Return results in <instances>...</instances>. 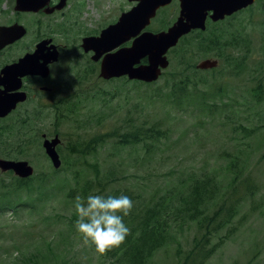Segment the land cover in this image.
I'll return each mask as SVG.
<instances>
[{"label": "rangeland", "instance_id": "374dc122", "mask_svg": "<svg viewBox=\"0 0 264 264\" xmlns=\"http://www.w3.org/2000/svg\"><path fill=\"white\" fill-rule=\"evenodd\" d=\"M69 5L71 30L60 40L63 46L61 58L52 66V75L46 83L56 94L51 97L35 95L31 104L26 105L29 110L32 108L34 115L33 107L40 109L38 126L41 132L50 137L59 135L61 142L57 147L61 164L58 168L52 166L41 145L40 134L34 147L27 149L26 157L18 156L33 167L30 175L33 177L17 198L23 203L32 202L34 206L0 209V264H21L24 256H37L36 249L44 250L46 258L50 246L59 261L110 264L105 256L96 253L94 246H82V238L75 228L77 218L73 215L78 194L73 192V198L65 196V192L74 187L75 180L80 184L84 175H94L92 165L99 177L110 169H115L117 174L121 170L124 176L113 186L146 193L177 181L178 176L204 172H214L224 187L232 178L226 167L233 155H240L246 172L258 189L233 220L235 227L239 223L238 230L224 238V243L204 264H264V0H255L251 9H244L230 19L233 32L242 33L241 36L249 39L248 53L242 49H227L230 56L226 64L212 53L195 54L186 49L187 60L191 63L197 64L203 59L218 60L217 66L204 70L202 76L209 85H215V89L220 87L225 93L222 98L214 97L208 87L197 85L190 91L191 94L200 93V97L186 99L180 98L182 82L178 81L179 70L174 67L176 54L182 52L181 46L167 53L168 67L151 84L126 78L101 80L95 70L87 66L80 51L73 47L81 34L115 21L129 8L127 0H80L79 3L73 0ZM12 8V1L4 0L0 4V23L15 19ZM177 13L178 7L173 2L157 13L147 28L158 29L163 21L175 19ZM19 21L29 27L30 32L23 40L26 47L38 32L50 33L49 30L57 26L56 20L43 16L22 15ZM192 36L194 34L187 35L186 41H191ZM20 47H16L15 52ZM14 55L12 58L17 56ZM239 61L243 62L244 68L238 66ZM258 85L260 100L252 91V87ZM29 86L32 88L34 84L29 83ZM56 100L61 107L71 101L75 112L70 120L54 119L51 111L41 107ZM18 117L22 118L21 114ZM12 120L2 121L0 126ZM152 124L160 127L166 137L154 142L150 152L142 144L119 146L115 137H109ZM102 134L107 135L106 139L103 143L98 142L94 154L82 157L69 150L73 141H88ZM68 162L73 166L67 168ZM45 177L54 182L49 184L47 197L40 196L37 190V181ZM14 180V175L0 170V195L10 193ZM60 182L63 183L61 188L57 185ZM0 205L9 207L7 201ZM227 231L225 229L219 235ZM194 233L193 224L182 230L171 228L172 237L147 264H178L177 249L187 248Z\"/></svg>", "mask_w": 264, "mask_h": 264}, {"label": "trees", "instance_id": "16d2710c", "mask_svg": "<svg viewBox=\"0 0 264 264\" xmlns=\"http://www.w3.org/2000/svg\"><path fill=\"white\" fill-rule=\"evenodd\" d=\"M165 8H161L158 12H162ZM251 8L252 6H249V9ZM232 17L217 22L208 20L204 30H195L188 34H194L190 39L191 41H186L187 35L183 36L177 45L170 49V52H174L178 46H181L182 52L176 54V64L174 65L179 70L180 77L178 81L182 82V86L179 87L180 98L200 97V93L194 92V94H191V91L197 85L208 87L210 94L214 97L222 98L225 96L220 87L215 89V85H209L208 80L202 76L204 70L197 69L195 63L187 60L186 49L195 54L197 52L212 53L226 64H228V57L230 56V51L227 52V49H242L248 53L249 39L246 36H241L242 33L237 35L233 32L230 22ZM173 20L163 21L160 28L152 31L165 29ZM12 59H15V57ZM242 63L238 62L241 69L244 68ZM252 91L255 92V98L260 100L261 90L259 85L252 87ZM65 106L58 110L60 117L57 119L70 120L71 116L74 115L75 111L71 101H68ZM11 119L14 121L12 120L9 124L0 126V157L14 159L18 156L26 157L27 149L31 150L34 147L35 141L41 134V127L38 126V111L29 119L17 117ZM27 124L30 127H27ZM27 131L28 133H26ZM105 136L107 135L102 134L101 136H94L88 141H73L69 145V150L73 154L82 157L89 156L95 153L98 142L103 143L105 141ZM247 136H249V129ZM109 137H115L116 144L119 146L134 147L142 144L147 152H150L152 151V144L160 141L161 138H165L166 135L160 127L152 124L142 128L134 127L116 136L110 135ZM229 160V166L226 168L231 172L232 178L230 175L231 180L228 179L224 187L214 172H204L199 175L178 176L177 181L144 193L128 187L113 186L120 177L124 176L121 170L117 174L115 169H110L103 177H99L95 166L92 165L94 175H84L80 184L75 180L74 187H70L65 192V196L73 198V192H77L78 196L82 198H86L90 194L114 196L124 194L133 200L132 212L124 218L125 224L130 228V234L120 247L103 255L110 264H147L153 254L160 247L166 245L172 237L171 228L175 227L182 230L192 224L195 233L187 248L177 249L176 261L178 264H204L216 249L224 243V238L232 234L231 232L238 230L239 223L235 227L233 220L239 214L244 203L247 202L249 197H254L258 189L254 179L249 172H246L245 163L240 155H233ZM66 166L70 168L73 165L68 162ZM61 168L55 169L54 173ZM7 173L13 176L11 172ZM32 177L19 178L14 176L15 180L11 184L10 193L0 195V203L7 201L9 207L0 205V209L16 208L19 205L33 207L32 202L24 201L23 203V200L17 198L19 192L27 188ZM52 183L54 182L47 177L39 179V182L37 181V190L38 193H41L40 196H48L49 184ZM61 183H57L60 188L63 186V183ZM8 190L4 193H7ZM1 198L5 199L2 200ZM73 215L77 218L76 213H73ZM225 229H228V231L223 235H219ZM215 238L218 240L214 241ZM178 245L180 246L181 243L178 242ZM50 248H48L46 258L43 256L44 250L36 249L37 253L35 254L37 256L33 254L26 255L23 257L21 264H69L65 259L57 260Z\"/></svg>", "mask_w": 264, "mask_h": 264}, {"label": "water", "instance_id": "95a60500", "mask_svg": "<svg viewBox=\"0 0 264 264\" xmlns=\"http://www.w3.org/2000/svg\"><path fill=\"white\" fill-rule=\"evenodd\" d=\"M136 2L123 11L113 23L103 28L99 35L82 40L84 51H93L92 60L100 59L99 77L105 80L126 76L129 80L144 83L156 81L168 66L167 52L179 39L192 30H204L207 17L212 21L223 19L241 10L255 0H178L179 12L175 21L166 29L151 31L146 29L159 8L167 6L172 0H129ZM49 0H15L16 10H37L47 5ZM59 0L54 6L46 7L49 13L64 5ZM26 33L23 25L13 23L0 25V49L18 40ZM129 45H125L129 42ZM50 39L38 42L31 52H26L15 61L0 69V118L7 116L19 102L27 98L21 90L24 76L46 77L48 64L57 60L58 52ZM45 49H47L45 51ZM145 60V61H143ZM217 65L216 59H203L196 64L198 69H208ZM42 147L52 166L61 164L57 145L58 135L51 138L42 134ZM0 170L12 171L20 178L33 173V167L25 159L0 158Z\"/></svg>", "mask_w": 264, "mask_h": 264}, {"label": "flooded vegetation", "instance_id": "af4514ba", "mask_svg": "<svg viewBox=\"0 0 264 264\" xmlns=\"http://www.w3.org/2000/svg\"><path fill=\"white\" fill-rule=\"evenodd\" d=\"M3 1L4 0H0V4ZM9 1H12L13 2L12 12L15 15V19L12 20L11 22L9 21L7 23H3L2 22V23H0V25L9 26V25H11L13 23H18V24H21V25L24 26V28L26 29V33L24 34V36H22L18 40L14 41L11 44H7L3 48L0 49V69L4 65H6L7 63H10V62L15 61L19 56H22L26 52L33 51L34 48H35V46H36V44L38 42H40L42 40H46V39H50V42L48 43V45L53 44L55 46V48H56V50L58 52V57H57V60L56 61L51 62V63L48 64L49 73H48V75L46 77L27 75V76H24L22 78V87H21V90H23V91L26 92L27 98H26V100L24 102H19L16 105V108L14 110H12L7 116H5L3 118H0V122H2L4 120H9V119H11L13 117L19 118L18 117L19 114H21V116H22L21 119H29V117L30 116H34V114H31L32 108L29 110L26 107V105L31 104L30 101H31L32 97H34L35 95L38 96V97H44V96H50L51 97L54 94H56L55 89L53 87L47 85L46 83H47V81L50 79V77L52 75V70H51L52 69V66L54 64L58 63L60 61V58H61V53L63 51V46H62L60 40H62L63 38L67 37L68 36V33L71 30L70 29V23H69V20H68V9L70 7L69 4L73 0H65L64 5L61 8L54 9V10H52L49 13L45 12L44 9L46 7H52V6H54L59 0H49V2H48L47 5H44L43 7L39 8V9H37L35 11H33V10H28V11L16 10L14 8V6H15V0H9ZM75 1L78 2V3L80 2V0H75ZM127 1L129 3V8L132 7L136 3L134 1H129V0H127ZM173 2L176 3V5L178 7V10H179V2H178V0H172L171 3H173ZM73 3H75V2H73ZM165 7L166 6L161 7V8H165ZM129 8H127V9H125L123 11H126ZM161 8H159V9H161ZM22 15L43 16V17H45L47 19L56 20V25L57 26L55 28H53V29H50L49 30L50 33H46V32L45 33H39L38 32V34L34 37V41L30 43V46L29 47L28 46L26 47L25 44H23V40L28 36V34H29L30 31H29V27L26 24H24V23H22V22L19 21V17L22 16ZM233 15L234 14H231L230 16H225L224 19L230 18ZM208 20H209V18L207 17L206 22ZM115 21H112L111 23H113ZM36 22L40 26V21L37 20ZM109 24L110 23H106V25H104V26L103 25H98L97 26L98 28H96V29L93 28L91 30L86 31L85 33H83V34L80 35V37L78 39V42H76V44L73 45L74 48H76V49H78L80 51L81 55L84 57V59H85V61L87 63V66L90 65L91 69L92 70H95V72L97 73L98 78L101 79V80H104V79H102V78L99 77V64H100V59H98L96 61L95 60H92L91 56L93 54V51H84V48L82 47V40L85 37L99 35L100 32H101V30L103 28H105ZM193 31H195V30H192L191 32H189V34L192 33ZM129 44H130V41L125 43V45H129ZM19 45L21 47L19 49H16V52H15V48L16 47L18 48ZM46 50L47 49H45V51ZM12 53L13 54H15V53L17 54V56L15 57V59H12L11 58L13 56ZM10 54H12V55H10ZM29 83H33L34 84V87L31 88L29 86ZM59 103H58V100H56V101H53L51 104L41 105V107L43 108V110L51 111L54 119H57V118L60 117V113L58 112V110L61 108V104H59ZM33 108L36 109V110L34 109V112H36V111H38V113L41 112L39 108H36V106L33 107ZM42 134H46V133L45 132H41L40 135L42 136ZM2 158H5V157H2ZM7 159L16 160V159H19V158H15V159L14 158H7ZM6 172H10V171H6ZM11 173L13 174V172H11Z\"/></svg>", "mask_w": 264, "mask_h": 264}, {"label": "clouds", "instance_id": "9594fccd", "mask_svg": "<svg viewBox=\"0 0 264 264\" xmlns=\"http://www.w3.org/2000/svg\"><path fill=\"white\" fill-rule=\"evenodd\" d=\"M133 207V200L124 194L77 196L75 228L82 238V246H94L98 255L120 247L130 234L124 218L131 214Z\"/></svg>", "mask_w": 264, "mask_h": 264}]
</instances>
